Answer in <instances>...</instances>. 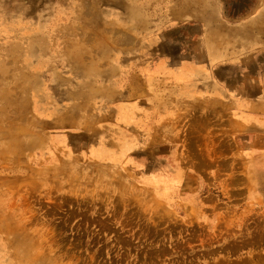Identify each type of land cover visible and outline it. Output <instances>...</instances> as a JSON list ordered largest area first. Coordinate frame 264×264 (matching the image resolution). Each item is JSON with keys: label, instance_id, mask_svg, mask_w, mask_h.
I'll return each instance as SVG.
<instances>
[{"label": "rangeland", "instance_id": "rangeland-1", "mask_svg": "<svg viewBox=\"0 0 264 264\" xmlns=\"http://www.w3.org/2000/svg\"><path fill=\"white\" fill-rule=\"evenodd\" d=\"M0 264H264V0H0Z\"/></svg>", "mask_w": 264, "mask_h": 264}, {"label": "crops", "instance_id": "crops-1", "mask_svg": "<svg viewBox=\"0 0 264 264\" xmlns=\"http://www.w3.org/2000/svg\"><path fill=\"white\" fill-rule=\"evenodd\" d=\"M133 92L131 93L133 96L137 97V96H140L141 93H142V90L145 89V86L144 88H142V85L144 84V82L142 80H140L137 76H135L133 78ZM131 87V88H132ZM62 114H59L57 117H55L54 119V123L57 124V123H60V118H61Z\"/></svg>", "mask_w": 264, "mask_h": 264}]
</instances>
